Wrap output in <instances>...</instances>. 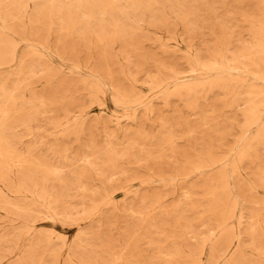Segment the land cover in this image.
<instances>
[{
    "label": "rangeland",
    "instance_id": "obj_1",
    "mask_svg": "<svg viewBox=\"0 0 264 264\" xmlns=\"http://www.w3.org/2000/svg\"><path fill=\"white\" fill-rule=\"evenodd\" d=\"M0 264H264V0H0Z\"/></svg>",
    "mask_w": 264,
    "mask_h": 264
}]
</instances>
